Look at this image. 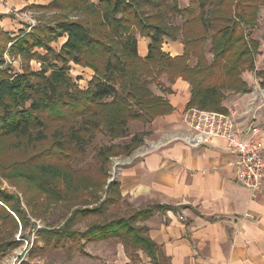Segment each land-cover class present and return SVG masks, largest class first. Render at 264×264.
I'll list each match as a JSON object with an SVG mask.
<instances>
[{
	"label": "trees",
	"instance_id": "obj_1",
	"mask_svg": "<svg viewBox=\"0 0 264 264\" xmlns=\"http://www.w3.org/2000/svg\"><path fill=\"white\" fill-rule=\"evenodd\" d=\"M263 4L264 0H189L182 8L179 0H52L25 8L39 13L30 31L22 28L12 36L0 26V151L7 145L10 156L20 155L10 161L3 157L6 154L0 157V175L45 196L47 207L74 200L71 194L89 189L97 202L92 208L73 209L57 230H36L43 247L66 249L69 257L76 251L93 257L85 250L88 243L116 239L124 244L133 264L140 259L139 250L152 264H171L142 225L170 206H131L109 219L112 208L130 206L123 199L120 183L107 182L111 157L131 154L147 132L134 134L124 144L99 147L96 174L75 164L85 159L104 128L113 142L130 136L131 122L148 124L172 112L166 98L172 89L161 80L163 76L170 85L178 78L190 83L187 108L227 113L226 94L246 91L243 74L257 72L261 41L249 38L248 31L258 26ZM138 36L150 39L145 57L139 54ZM179 36L183 53L165 52L166 39L178 41ZM61 37H66L65 42L53 48L51 43ZM7 56L20 58L23 70L15 71ZM192 58L196 59L194 66L189 63ZM32 60L41 63L39 70L31 68ZM71 62L94 71L87 87H79L71 76ZM257 75L264 88V68ZM106 186L101 200L99 193ZM26 202L35 218L27 196ZM31 218L18 195L0 188V257L29 239L25 233L20 241L8 236L12 228H19L16 219L22 231L36 229ZM90 219L84 230L75 227Z\"/></svg>",
	"mask_w": 264,
	"mask_h": 264
},
{
	"label": "crops",
	"instance_id": "obj_2",
	"mask_svg": "<svg viewBox=\"0 0 264 264\" xmlns=\"http://www.w3.org/2000/svg\"><path fill=\"white\" fill-rule=\"evenodd\" d=\"M51 1L29 0L25 5H47ZM7 9L0 6L1 13H7ZM3 24L15 28L7 20ZM19 29L21 26L14 31ZM65 40L63 37L60 46ZM149 42V38L138 36L143 57ZM165 45L173 56L184 51L181 41ZM253 76L254 72H245L248 89L228 92L224 105L235 117L241 134L246 135L251 125L258 126L264 144V88L257 79L253 81ZM166 80L164 83L172 89L166 98L173 110L147 126L149 133L143 145L121 164L117 180L123 199L135 209L170 206L142 225L171 264H264V182L261 191L253 194L239 181L236 156L227 149L226 140L211 138L198 146L185 140L191 131L182 117L191 98V85L182 78L172 85ZM86 246L98 248L104 264H133L119 240ZM137 254L140 259L135 264H152L144 251Z\"/></svg>",
	"mask_w": 264,
	"mask_h": 264
},
{
	"label": "rangeland",
	"instance_id": "obj_3",
	"mask_svg": "<svg viewBox=\"0 0 264 264\" xmlns=\"http://www.w3.org/2000/svg\"><path fill=\"white\" fill-rule=\"evenodd\" d=\"M28 1L29 0H0V6L3 5V7L8 8L7 10L10 9L7 13L0 12V15L1 14L5 15L0 20V26L6 32H9L10 34H12V36L18 35L19 31L22 28H26L28 31H30L32 28L30 26L31 25L30 20H33L35 24L38 23L36 16H38L39 13L29 8L25 9L28 6V5H25V3ZM92 1L98 2L99 0H92ZM188 3H189V0H179V5L182 8L186 7ZM16 12L26 13L27 19H24V20L19 19V17H17L16 15L17 14ZM4 20L5 21L7 20L8 22H12L15 26L14 29H16L19 26H21V29H19L17 32L16 30L14 31V29L11 27L8 28L4 24L2 25V22H4ZM174 22L179 24L181 22L180 18H176ZM248 36L249 38H253V39H257L261 41L260 54L256 58V68H264V42L262 41V37L264 36V4L262 5L260 12H259L258 26L253 31H248ZM62 38L63 37L51 43V46L55 49H59ZM170 41L171 40L166 39L165 43L163 44V50L165 52H167L166 51L167 45L165 44L166 42L170 43ZM178 41H181V36H179ZM171 42H175V41H171ZM210 47L211 45L210 43H208L207 51H208L209 59L212 58V55L209 53ZM6 58L8 62L13 64L15 71L21 72L23 70L22 68L23 64L20 58L12 59L9 56H7ZM195 62H196V59L192 58L189 63L191 66H194L192 64ZM30 66L33 70H39L41 68V63L38 62L37 60H32L30 62ZM70 66H71L70 74L75 79L78 86L81 88L87 87L88 82L91 80L89 78L92 75H94V71L91 68L83 67L73 62L70 63ZM257 72H254L253 81L257 79L260 83V79L258 78ZM161 80L162 81L166 80L165 76H163ZM152 88L154 91L159 93V90H158L159 88H157L154 85L152 86ZM226 99H228V97H226ZM151 123L143 124L138 121H133L129 124L130 136L127 138L116 139L113 142H111V140L109 139L107 135V131L104 128L100 133L97 134L92 145L88 148L87 156L85 157V159L82 162L75 164V167L80 168L82 170L92 169L90 174L98 173L97 167L95 166V164L97 160L96 154H97V150L99 149V147L109 145V144H124L126 142H129L132 136L138 132H147V135H148L149 132L147 131L148 129L147 126L151 125ZM144 139H143V142L131 154L129 155L121 154L118 156L111 157L110 164H109V178L107 179L108 183L112 181H118L117 176H118V171H119L121 164H123L125 161H128V159H131V157L140 149L139 147L143 145ZM8 149H10L9 146L4 145L2 151H0V157L6 154L3 157L5 159L8 158V160L10 161L11 158H15V156L17 155L20 156L19 154L16 155V153H13L10 156V153H8L9 151H7ZM3 150L6 152H3ZM17 160H19V158H17ZM0 188L1 190L8 192V194L18 195L21 200L22 207L25 209L28 216L31 218L32 209L26 205L27 203L26 196L27 198H30L33 212L36 214L34 215L35 218H31V220L33 219V221H35L37 225L36 229L32 230V228H30L24 232L22 231V226L20 224V221L16 219L18 221L19 228L16 230L15 228H12L10 235L8 237L9 238L14 237L16 240L20 241V240H23L21 236L22 234L25 233L27 236H29V239L22 242V244L18 246L16 249H14L13 251L0 257V264H21L22 261H25L26 263H30V264H43V263H49V262L53 264H104L103 262H105L106 260L98 256L100 254V250L96 248L95 246H90L89 248H87L86 246L85 250H88L91 254H93L97 258L88 257L87 255L84 254V252H81V251H76L73 253L72 257H69L65 253L66 249L60 248L57 250H53L47 247H43L44 245H43V241L41 240L42 238L40 237V235H38L36 231L38 229L40 230L43 228L48 229V230H57L63 226L67 217L69 216L70 212L73 209L77 207L92 208L93 206H96L97 202L95 201V197L92 196L91 189H89L88 191L80 190L76 194H71V195H75L74 197H72V199L74 200H67L65 202L59 203L58 205H52L50 207H47V202L45 201L46 197L40 194L36 195L35 193L30 192V190L26 188L24 183H21L19 181L12 182L0 175ZM106 189H107V186L105 187V190L102 193H99L101 196V200L105 198ZM4 206L6 207L7 210H10L7 207V205H4ZM130 207L131 206H128L125 204L123 206L112 208L109 213V215H111L109 219H111L114 216L124 214L130 209ZM45 210L47 211L45 212ZM90 221H92V219L85 220L84 222L77 224L75 227L81 230H84L87 227V225L90 223ZM6 226L7 228H10L9 225H6ZM2 229H3V224L2 222H0V241L3 238V235L1 233Z\"/></svg>",
	"mask_w": 264,
	"mask_h": 264
},
{
	"label": "built area",
	"instance_id": "obj_4",
	"mask_svg": "<svg viewBox=\"0 0 264 264\" xmlns=\"http://www.w3.org/2000/svg\"><path fill=\"white\" fill-rule=\"evenodd\" d=\"M16 13L19 19H27L26 13ZM30 21L31 27L36 25L33 20ZM262 99L264 103V96ZM182 120L191 131L185 140L193 146L206 143L211 138L226 140L227 149L236 156L235 164L239 181L253 194L261 191L264 182V144L259 138L258 126L251 125L244 135L238 130L233 114L196 107L186 109Z\"/></svg>",
	"mask_w": 264,
	"mask_h": 264
}]
</instances>
